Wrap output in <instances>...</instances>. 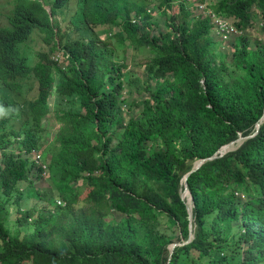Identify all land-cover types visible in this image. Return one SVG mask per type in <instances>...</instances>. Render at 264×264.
<instances>
[{
    "label": "trees",
    "instance_id": "1",
    "mask_svg": "<svg viewBox=\"0 0 264 264\" xmlns=\"http://www.w3.org/2000/svg\"><path fill=\"white\" fill-rule=\"evenodd\" d=\"M174 1L77 0L75 37L55 17L69 0L14 2L10 24L0 26V84L16 93L13 101L2 97L0 144L18 141L20 152L38 149L45 157L49 137L54 147L46 167L50 186L33 192L42 206H16L15 230L0 221V264H264V118L253 136L189 174V241L182 197L193 164L253 133L264 115V41L235 33L224 54L211 14L194 12L186 0L171 13ZM154 8L169 17L165 31L147 29ZM207 9L237 19L241 31L261 14L264 30V0H215ZM93 26L110 35L100 39L98 29L86 40ZM33 29L54 43L30 63ZM112 39L138 52L147 72L142 99L122 97L117 79L124 71L109 67L112 51L105 46ZM57 49L64 67L50 58ZM105 76L117 84L108 88ZM25 84L17 116L13 104ZM61 103L68 109L59 110ZM37 165L31 155L5 158L0 215L25 196L30 173L43 171Z\"/></svg>",
    "mask_w": 264,
    "mask_h": 264
},
{
    "label": "rangeland",
    "instance_id": "2",
    "mask_svg": "<svg viewBox=\"0 0 264 264\" xmlns=\"http://www.w3.org/2000/svg\"><path fill=\"white\" fill-rule=\"evenodd\" d=\"M8 1L9 0H0V11L2 12V23L6 25L5 23V14H8L10 11V7L8 5ZM162 0H156V4L158 5L160 4ZM188 2V4H190V9L194 10V12H199L197 10L198 5H206L209 3H212L215 0H186ZM70 3H68V7L63 6L61 8L58 9L57 12V19L59 20V26L62 30V32H67L68 34L72 35L73 37L78 35V31L74 29V26L71 24V20L74 17V11L75 9H77L78 7V2L77 0H69ZM50 3V2H49ZM150 5V4H149ZM148 5V7H149ZM46 6L49 8L50 5L47 3ZM255 6V5H254ZM255 8V7H254ZM156 10V8H154ZM180 10V0H176L173 2L172 6L170 7V12L177 14ZM211 10V9H210ZM213 11V10H212ZM216 14V13H215ZM217 15V14H216ZM259 18L256 19H252L251 24H249L248 26H246L244 31H238L236 33H246L248 36H250L251 40L254 42H256L257 39H263L262 41H264V30L262 29V24L263 21L261 19V14L258 15ZM168 19L169 17L164 14L163 12H159L158 10L155 11L154 13V18H153V25L147 27V29L152 30V32H158L159 30H164L167 29V23H168ZM237 19L235 18H229V20L227 21V23L229 25H231L232 23L236 22ZM96 26H93L91 29L87 28L84 37L86 38V40L90 39L91 33H96V30H101L100 35L98 36L100 39L105 38L108 34V30L106 32V30H103L102 26H98V28H95ZM171 30V29H170ZM216 30L213 28L212 29V33H216ZM218 32V31H217ZM232 35H227L226 37H224L225 42L219 47L220 51L223 52L224 54L230 52L232 50V47L230 46V43H227V40L229 38H233ZM45 33L42 32H37V30H33L30 33V37L28 38V43H29V50L32 52L31 54V59L30 63H32V61H36L37 58V51L38 49H43V50H51V47L54 43L53 42H45ZM105 46L108 49H111L112 53L110 55L112 62L110 63L109 67H115L116 69H118V67H121V69L124 71V76H121L120 78L117 79V83L121 82L122 86L121 87V94L122 97H125L129 102L131 101H137L139 99L143 98L144 94H147L146 91L144 90V85H145V80L147 77V72H146V68L144 67V65H140L137 64V60L139 59L138 57V52L135 51L133 48V46H126L124 42H122L119 39H112L111 41L107 42L105 44ZM126 49V51H125ZM137 55H136V54ZM60 54H62V50H55L53 53L50 54V58L54 59L56 57H58ZM143 57H145L143 54H141ZM59 65L60 67H64L67 64V61H62L61 57L59 56ZM122 63H127L126 66H122ZM34 64V62H33ZM119 70V69H118ZM52 71H54L52 69ZM103 82L106 83L108 88H112L114 85H116L117 83L114 84H110V82H108L107 76H105L103 78ZM29 84H25V91L23 93H21L20 95V100L18 102H15L13 105L14 110H15V114L17 116L20 115L21 113V109H22V103L26 97V89L28 88ZM56 98V92H55V87H53L52 89V94L50 96L49 99V103L50 106L53 107L54 106V100ZM11 100H14V97H11ZM66 107V108H65ZM62 108L64 110L68 109V105H66L65 103H61L59 105V110H62ZM134 109L135 113H138L140 111V107L137 106H133L132 107ZM56 112L54 110H51V113L49 115V122H50V130L49 132H51L52 134L55 133V128L57 126V121H56V116H55ZM128 117V116H126ZM20 135H24L21 133H19V139L23 138ZM252 134L250 136H240L239 139L237 140V143L241 142L242 140H244L247 137H251ZM49 144H46V148L49 149V153L46 155V157L42 154L43 160L45 163L48 164L49 159H50V155L52 152V147H54V144L52 142L51 137L48 138L47 141ZM20 146L14 142L11 146H7V147H0V169L3 168L4 166V160L8 155H12L14 153H20V155L22 157H26V156H30V155H34V152L30 153V151H26V149H23L22 152H20ZM230 150V149H229ZM41 152V150H40ZM42 153V152H41ZM39 155V153H37ZM16 156V155H15ZM202 163H204V161H196L193 164V167L196 166H200ZM30 179L33 182L32 184H28V186L25 189V196L20 198L19 201H12L8 204V208L6 206V208L4 209V211L2 212L3 214L0 215V221H4V223H6V226L12 228V229H17L14 221H12L14 219L13 213L17 211L16 206L20 205L22 208H28L30 206H35V204H37L39 207L42 206V201L38 200V195H34V191L40 190L41 188H47L50 186V176L49 173H41L39 172L36 168L30 173ZM50 182V183H49ZM186 195L190 198V193L188 191H186ZM83 196V195H82ZM36 198V199H35ZM186 201H188V198H186ZM77 202H79L78 198H75V203L77 206ZM192 205V204H191ZM23 231H25V228H21ZM165 232H167V229L165 230ZM193 232V231H192ZM175 246V244L171 245V249H173V247ZM244 252H241V256L244 255Z\"/></svg>",
    "mask_w": 264,
    "mask_h": 264
},
{
    "label": "clouds",
    "instance_id": "3",
    "mask_svg": "<svg viewBox=\"0 0 264 264\" xmlns=\"http://www.w3.org/2000/svg\"><path fill=\"white\" fill-rule=\"evenodd\" d=\"M16 0H9L8 1V5H9V7H10V11H9V13L8 14H5L4 16H5V23H6V25H9L10 23H9V20H8V17L11 15V12H12V9H13V7H14V5H15V2ZM50 2V1H49ZM49 2H47L49 5H50V7L48 8L47 6H46V4L47 3H45V7H46V9L50 12V13H52L51 12V7H52V4H51V2L49 3ZM67 6H68V4H67ZM66 6V7H67ZM63 7V6H62ZM59 8H61V7H59ZM58 8V9H59ZM58 9H57V12H58ZM197 10L199 11V12H206L207 14H211V17H212V20H213V25H214V29L216 30V31H218V33H220L221 35H223V37H226L227 35H231V34H235L236 32H238V31H241V30H239L238 28H237V26L236 25H234V23H232L231 25H229L228 23H227V21L229 20V18L228 17H223V16H219V15H216L215 14V12L214 11H212V10H210V9H207V6L206 5H198V8H197ZM2 12L0 11V26H4L5 24H3L2 23V14H1ZM57 14V13H56ZM55 17L57 18V15H55ZM33 30H36V29H33ZM32 30V31H33ZM31 31V32H32ZM30 32V33H31ZM37 32H40L39 30H37ZM30 33H29V37H30ZM28 37V38H29ZM59 50H62V49H59ZM60 57H61V60L62 61H66L65 59H64V55H63V50H62V54H60L59 55ZM59 56L58 57H56L55 58V60L54 59H52L53 60V62H55V63H57L58 65H59V61H57V60H59L60 58H59ZM60 66V65H59ZM14 94H16L15 93V91H14V93L10 90V89H8L5 85H4V83L2 82V79H1V84H0V111H1V108L5 105V103L3 102V100H2V97H7L8 99H10L11 100V95L13 96ZM263 117H261V119H260V121H258L257 122V125H256V130L253 132V133H251L252 134V136L255 134V133H257V131H258V129H259V127H260V125H261V122L263 121V118H264V115H262ZM258 124H259V126H258ZM251 134H249V135H247V136H250ZM240 137V136H239ZM238 137V138H239ZM237 138V139H238ZM17 139L19 140V137H17ZM236 139V140H237ZM233 141V140H232ZM231 142V141H230ZM16 143L18 144V141H16ZM229 143V142H228ZM227 144V143H226ZM225 144V145H226ZM237 144V141H235L229 148H227L226 150H225V152L223 153V154H220V153H218L217 154V156L216 157H218V156H222V155H224L229 149H232L235 145ZM225 145H223L220 149H218V150H221ZM0 147H2L1 146V144H0ZM3 148V147H2ZM217 150V151H218ZM217 151H215V152H217ZM32 152H34V155H31L33 158H34V160L36 161V162H38V167H39V165H41L42 167H43V171L41 172V173H44V174H46V173H48L47 172V163H45L44 162V160H43V157H42V153L40 152V150H38V149H33V150H31L30 151V153H32ZM37 153H39V155L37 154ZM213 155V154H212ZM211 155V156H212ZM208 157H210V156H208ZM207 158V157H206ZM215 158V157H214ZM202 159H204V158H201V159H199L198 161H201ZM211 159H213V158H211ZM207 160H209V159H206V160H204V162L205 161H207ZM201 166V165H200ZM200 166H196V167H194V168H192L191 170L192 171H194L195 169H197L198 167H200ZM191 171V172H192ZM189 172V171H188ZM187 172V173H188ZM190 172V173H191ZM186 173V174H187ZM189 173V174H190ZM186 174L184 175V177H183V184H184V188H183V190H182V197L183 198H188V201H186L187 202V206H188V218H189V227H190V233H189V238H188V240L187 241H189L190 239H191V237H192V231H193V228H194V222H193V201H192V196H191V194H190V198L186 195V191H188L189 193H190V191H189V188H188V184H187V179L185 180V176H186ZM31 175V174H30ZM189 176V175H188ZM188 178V177H187ZM59 203H60V201H59ZM192 204V205H191ZM186 241V242H187ZM175 245H176V243H174Z\"/></svg>",
    "mask_w": 264,
    "mask_h": 264
},
{
    "label": "water",
    "instance_id": "4",
    "mask_svg": "<svg viewBox=\"0 0 264 264\" xmlns=\"http://www.w3.org/2000/svg\"><path fill=\"white\" fill-rule=\"evenodd\" d=\"M262 117H263V116H262ZM258 126H259V124H258ZM238 139H239V138H238ZM238 139H237V140H238ZM237 140H233V141L227 143V144H226L221 150H218V151L215 152L212 156L207 157V158H204V159H202L201 161H204V160H206V159L214 158V157L217 156L218 153L223 154V153L225 152V150H226L227 148H229V147H230L235 141H237ZM198 166H199V165H198ZM192 170H193V169H192ZM192 170H190V171L186 174V176H185V180L187 179L189 173H190Z\"/></svg>",
    "mask_w": 264,
    "mask_h": 264
}]
</instances>
